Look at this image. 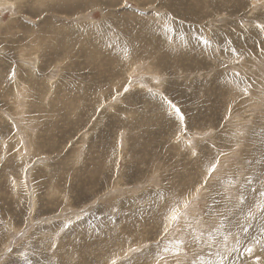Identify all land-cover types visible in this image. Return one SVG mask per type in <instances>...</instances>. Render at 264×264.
<instances>
[{
    "label": "rangeland",
    "instance_id": "obj_1",
    "mask_svg": "<svg viewBox=\"0 0 264 264\" xmlns=\"http://www.w3.org/2000/svg\"><path fill=\"white\" fill-rule=\"evenodd\" d=\"M258 24L264 0H0V264H264Z\"/></svg>",
    "mask_w": 264,
    "mask_h": 264
},
{
    "label": "snow or ice",
    "instance_id": "obj_2",
    "mask_svg": "<svg viewBox=\"0 0 264 264\" xmlns=\"http://www.w3.org/2000/svg\"><path fill=\"white\" fill-rule=\"evenodd\" d=\"M257 27L261 30V31H264V24H258ZM205 43H207V41H205ZM12 75L14 76L15 75V72L13 71L12 72ZM239 75V74H237ZM125 91H127V89H125ZM245 93H246V90H245ZM168 104L170 107H172L174 109V111L176 112L178 118L180 119V121H183L184 120V115L183 113H181L180 109L177 108L174 104H172L171 101H168ZM219 163V160L217 159L215 163H213L209 169H208V174L207 176L205 177L204 179V182L202 183L201 187H205L207 186V182H208V179L211 178L212 176V173L216 171V167H217V164ZM197 193L200 192V188H196L195 190ZM262 196H264V193H261ZM189 206V202L188 201H185L184 203V208L187 209ZM260 210L262 212H264V205L260 206ZM249 216L251 217L252 216V213L250 212L249 213ZM164 221L165 223L163 224V228H164V233L167 234L168 230H169V227L171 224H179L180 222V216L177 214V209L175 207H172L169 211H167L164 215ZM245 232L248 231L247 228L244 229ZM260 237L261 238H264V227H261L260 229ZM261 238H258V239H255V243L256 244H261ZM178 243L180 244H183V241H178ZM168 249H165V251H167ZM262 250H264V245H262ZM130 251H135V249H131ZM245 251L251 255L252 252H253V247H247L245 249ZM161 259H163V257H161ZM113 264H115V261H113Z\"/></svg>",
    "mask_w": 264,
    "mask_h": 264
},
{
    "label": "bare ground",
    "instance_id": "obj_3",
    "mask_svg": "<svg viewBox=\"0 0 264 264\" xmlns=\"http://www.w3.org/2000/svg\"><path fill=\"white\" fill-rule=\"evenodd\" d=\"M142 4V3H141ZM140 4V5H141ZM189 14V13H188ZM130 25V24H129ZM133 26H135V25H133ZM148 27V26H147ZM144 28V27H143ZM143 31V30H142ZM142 38V33H141V31L138 33V36H136L135 38ZM188 37V36H187ZM114 43V42H113ZM121 43H123V44H127L126 46H128V43H127V40H124V39H121ZM130 43V42H129ZM178 45V44H177ZM141 46H142V44H141ZM132 51H133V49H135V47H129ZM142 48H144V47H142ZM145 50V49H144ZM144 50H141V52H137V54L138 55H136V56H138L139 58H140V55H143L144 54ZM132 51L131 52H129V53H131L132 54ZM161 51V50H160ZM179 53V52H178ZM131 54H130V56H131ZM135 55V54H134ZM133 55V56H134ZM129 56V55H128ZM127 56V57H128ZM130 58V57H129ZM135 58V57H134ZM133 59V58H132ZM137 59V58H136ZM142 59V58H141ZM146 59V58H145ZM111 60V59H110ZM138 61V60H137ZM157 64H158V62H157ZM133 65V64H132ZM154 66V65H153ZM156 68V67H155ZM192 83V82H191ZM18 85H17V83H16V88H15V91L13 92V95L15 94V101H18L19 100V92H20V90H19V87H17ZM9 90V89H8ZM12 92V91H11ZM4 93V92H3ZM3 95V94H2ZM64 95V94H63ZM12 100V99H11ZM17 107H18V105H17ZM9 125V124H8ZM1 137V136H0ZM8 148V147H7Z\"/></svg>",
    "mask_w": 264,
    "mask_h": 264
}]
</instances>
